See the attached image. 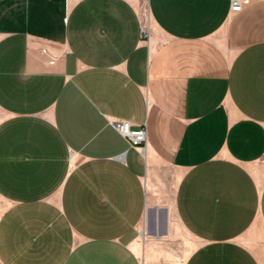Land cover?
<instances>
[{"label": "crops", "instance_id": "1", "mask_svg": "<svg viewBox=\"0 0 264 264\" xmlns=\"http://www.w3.org/2000/svg\"><path fill=\"white\" fill-rule=\"evenodd\" d=\"M239 1L0 0L1 264H141L160 167L185 264H264V0Z\"/></svg>", "mask_w": 264, "mask_h": 264}, {"label": "rangeland", "instance_id": "2", "mask_svg": "<svg viewBox=\"0 0 264 264\" xmlns=\"http://www.w3.org/2000/svg\"><path fill=\"white\" fill-rule=\"evenodd\" d=\"M132 1L145 7L146 0ZM176 175L173 169L160 167L149 176L150 205L145 226L148 236L140 237L135 246L142 264H185L200 245L185 230L176 214ZM7 208L8 203L0 197V217Z\"/></svg>", "mask_w": 264, "mask_h": 264}, {"label": "built area", "instance_id": "3", "mask_svg": "<svg viewBox=\"0 0 264 264\" xmlns=\"http://www.w3.org/2000/svg\"><path fill=\"white\" fill-rule=\"evenodd\" d=\"M240 5L239 0H232V7L237 8ZM142 39H149V28H142ZM112 127L123 136L130 145L144 154L147 148V127H134L130 122L123 120H111ZM142 232V231H141ZM141 262V261H140ZM142 264V263H141Z\"/></svg>", "mask_w": 264, "mask_h": 264}]
</instances>
